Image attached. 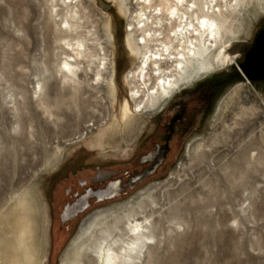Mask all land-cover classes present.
Here are the masks:
<instances>
[{
  "label": "rangeland",
  "instance_id": "374dc122",
  "mask_svg": "<svg viewBox=\"0 0 264 264\" xmlns=\"http://www.w3.org/2000/svg\"><path fill=\"white\" fill-rule=\"evenodd\" d=\"M263 1L252 0L241 11L244 28L227 50L230 61L193 76L99 145L94 140L113 115L119 117L128 96L124 77L137 60L125 41L140 40L136 16L146 5L72 0L81 16L78 33L90 31L87 53L104 51L108 66L96 86L87 69L96 60H79L88 76L83 73L74 87L57 70L66 54L75 55L63 49L61 37L77 35L60 33L59 6L53 0H0V264L14 254L21 258L17 236L26 222L32 264H75L77 245L93 239L77 240L87 217L111 208L122 215L142 200L146 212L156 210L150 220L157 235L144 264H264V78L248 79L239 67L264 30ZM157 3L150 1L146 15ZM113 71L115 102L107 86ZM38 80L42 100L33 93ZM163 145L168 151L156 171L125 186L150 166L144 156ZM117 179L124 187L119 195L92 200L65 217L70 193ZM79 259L91 264L89 251Z\"/></svg>",
  "mask_w": 264,
  "mask_h": 264
},
{
  "label": "bare ground",
  "instance_id": "6f19581e",
  "mask_svg": "<svg viewBox=\"0 0 264 264\" xmlns=\"http://www.w3.org/2000/svg\"><path fill=\"white\" fill-rule=\"evenodd\" d=\"M150 1L137 0L142 6L146 5L145 9L141 10L143 12L136 16L138 24L142 23L138 28L142 31V35L137 42L129 36L125 41L129 55L134 57L137 63L124 77L129 86V92L119 104V117L113 115L112 123L101 131L98 139L94 140L99 145L102 139L113 134L116 129L128 127L138 113H143L146 109L157 107L167 101L193 76L206 74L230 61L227 50L236 35L244 28L241 11L252 0H179V2L178 0H157L158 7H155L152 13L150 10L149 15H146L147 8H150ZM53 2L55 3L53 7L59 6L60 9L62 7L67 9L66 14H62L60 9L55 11V17H60L58 24L60 33L74 31L77 33L72 38L68 35L61 37L65 45L63 49L71 50L75 54L74 56L66 54L57 69L58 73H61L59 74L62 82L74 87L81 85L84 81L82 74L85 73V76L88 74L86 70H83L84 68L80 70L79 60L88 57L90 61L96 60L94 67L91 65L87 67L93 72L90 79L91 84L100 85L104 80L103 74L108 69L104 51L87 53L84 41L90 31L78 33V30L82 29V25L79 24L81 16L75 9L76 5H72V0H53ZM259 7L264 8V1ZM236 21L238 25L234 24ZM107 86L115 102L114 71ZM43 91L44 85L38 80L33 93L42 100L40 96ZM96 144L92 146H99ZM115 186L116 184L112 188L115 189ZM104 192L105 194L100 196L99 200L108 194H114L113 189L111 193L110 191ZM145 203L144 200L140 201L136 208L131 207L122 215H115L111 208L87 217L77 240L86 236L90 239L93 237V239L88 245L84 242L77 245L75 255L78 258L74 263L85 264L79 258L86 251L90 253L89 263L91 264H144L148 262L154 248L152 243L157 237L153 222L150 220L156 210L151 208L149 212H146L147 203ZM150 203L153 204L154 200ZM109 216L112 217L110 221L107 220ZM99 224L102 227L93 236L96 232L94 228ZM21 226H19L20 229L17 228L19 231L18 236L16 235L21 258L14 254L5 261V264H32L34 260L30 253V242L28 244L26 241L31 231L30 225L26 222ZM83 247H86V250Z\"/></svg>",
  "mask_w": 264,
  "mask_h": 264
},
{
  "label": "water",
  "instance_id": "95a60500",
  "mask_svg": "<svg viewBox=\"0 0 264 264\" xmlns=\"http://www.w3.org/2000/svg\"><path fill=\"white\" fill-rule=\"evenodd\" d=\"M239 67L242 73L246 78L251 80L264 78V30L260 32L255 38L254 45L252 48L246 53L245 61L239 64ZM168 151V146H158L156 150L144 156V162H150V166L144 169L141 173L135 175L130 178L129 183L125 184V186H129L130 188L134 187L135 184L142 181L146 176L154 173L158 166L162 164L164 161L165 155ZM112 183H115V189L112 188ZM124 187H120V180L111 181L110 184L107 185L106 189L103 191H112L114 190V194H108L102 199H112L113 197L120 194V191ZM102 192V191H101ZM111 195V196H109ZM90 197H96L97 201H99V196L96 193L86 194L83 199H80L76 203L70 206H66L64 213H71L70 215L75 216L79 212L85 210L88 207V204H84L82 206V202H86Z\"/></svg>",
  "mask_w": 264,
  "mask_h": 264
},
{
  "label": "flooded vegetation",
  "instance_id": "af4514ba",
  "mask_svg": "<svg viewBox=\"0 0 264 264\" xmlns=\"http://www.w3.org/2000/svg\"><path fill=\"white\" fill-rule=\"evenodd\" d=\"M158 148V146H157ZM125 175L127 177H131V175H129L127 172L125 173ZM120 180V187H122V180L121 179H117ZM115 183H112V186H114ZM107 185H105V188L102 187H97L96 189L92 188L91 186H89L88 188H83L81 191H73L72 193L69 194L70 198L66 201V203L64 204L65 206H70L73 205L74 203H76L77 201H79L80 199H83V197L86 194H93L96 193L99 197L102 196L103 194H105V192L103 191L104 189H106ZM102 191V192H101ZM106 191V190H105ZM96 201V197H90L86 202H82V206L84 204H88V206L90 205V201ZM105 199L99 200V201H103ZM71 214V213H70ZM70 214H65L66 218H69Z\"/></svg>",
  "mask_w": 264,
  "mask_h": 264
},
{
  "label": "snow or ice",
  "instance_id": "6c2138e0",
  "mask_svg": "<svg viewBox=\"0 0 264 264\" xmlns=\"http://www.w3.org/2000/svg\"><path fill=\"white\" fill-rule=\"evenodd\" d=\"M178 2H179V0H178ZM195 5H193V7H194ZM201 23H204V21H201ZM137 231H139V229H137ZM151 243V242H150Z\"/></svg>",
  "mask_w": 264,
  "mask_h": 264
}]
</instances>
